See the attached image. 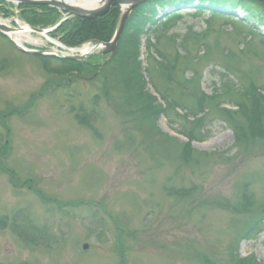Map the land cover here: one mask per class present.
Instances as JSON below:
<instances>
[{
    "label": "rangeland",
    "instance_id": "374dc122",
    "mask_svg": "<svg viewBox=\"0 0 264 264\" xmlns=\"http://www.w3.org/2000/svg\"><path fill=\"white\" fill-rule=\"evenodd\" d=\"M29 9L0 3V17L27 22ZM196 10L183 5L159 37L131 33L108 59L93 50L77 74L0 35V264H264V120L238 142L222 112L252 87L264 95V31L241 11ZM107 15L113 37L121 10ZM59 27L24 46L71 55ZM149 96L175 102L155 116Z\"/></svg>",
    "mask_w": 264,
    "mask_h": 264
},
{
    "label": "trees",
    "instance_id": "16d2710c",
    "mask_svg": "<svg viewBox=\"0 0 264 264\" xmlns=\"http://www.w3.org/2000/svg\"><path fill=\"white\" fill-rule=\"evenodd\" d=\"M190 4H194V6L197 7L198 10H196V12L202 13L204 12L202 8H205L209 11L207 13H209L211 16H220L223 18H229L230 20H232V18H230L228 15L235 14L236 11H241L243 14L241 22L243 24L248 25V27L252 30L253 28L251 27V25L258 27L260 26L264 31V0H147L144 3L140 4L127 19L124 25V30L118 41L117 53L120 49H122L125 41H128V37L131 38V33L132 38H134V32H138L139 35L145 34L147 40L151 36L159 37L160 35H162V33L164 32L163 30H165V25L168 22L174 20V18L179 13L178 11H181L182 6ZM30 9L33 18L31 20H25L31 26H49L58 20V13L56 10L45 7H31ZM39 10H42L43 13L38 14L36 11ZM169 13L172 14L169 15ZM22 15L25 14L22 13ZM24 18L26 17L24 16ZM111 20L112 19L109 18V15L91 21L70 19L63 23L56 30V33H58V38L60 41L64 42V44L72 48L77 47L82 43L90 40L107 42L112 37L113 24ZM146 21L147 23H149L148 27ZM249 23H251L250 26ZM261 37L264 39V35H261ZM130 41H132V39H130ZM136 43L138 42H135V44ZM160 57L163 58L162 54H160ZM90 58L88 59L86 64L69 60L63 61L68 65V67H71L70 71L77 74L81 72L83 68L85 69L86 65L88 63H91V60L96 57H94L93 59ZM164 64V62H161L159 63V66H161V70L167 71L168 67H165ZM164 79L173 86V88H171L172 90L178 89L181 95L188 93V86H186L185 83L190 85V81H185L184 83L177 82L169 72H167L166 76H164ZM223 91L225 92L227 90L223 88ZM259 91L252 87V89L249 90L247 94H243V96H245L244 102L241 104H237L235 106V111L231 112V110L229 109L222 110V112L226 115L227 120L232 125L233 134L235 135V139L238 142L244 140L247 135H250L249 137H251L253 140L260 136V133H262L263 124L261 120H264V95L261 91ZM201 96V98L196 100V106L199 109V112L187 113L186 115V119L188 118V121H190L189 123L191 125H194L195 128L199 126L202 127L203 118L201 117V115H203L205 109L203 105L208 99L206 98V95ZM154 99V97L152 99V97L149 96L148 102H146L143 106L144 108H147V110L145 109L146 111L155 116L157 115L159 110L160 115L163 114V109L165 108L166 110L167 107H169L168 105L171 106V104L175 102V100L170 101L167 100V98H165L164 96H160V100L164 104V107H159L158 109L157 107H153ZM261 103L263 104V106L261 105ZM154 108H156V110ZM151 110L154 112L152 113ZM239 115L243 117L246 116L249 119V123L246 122L247 125L245 128L240 126L241 124L238 123V121H236L235 119V117H238ZM258 222L261 223L260 220H258ZM258 222L256 225H258Z\"/></svg>",
    "mask_w": 264,
    "mask_h": 264
},
{
    "label": "water",
    "instance_id": "95a60500",
    "mask_svg": "<svg viewBox=\"0 0 264 264\" xmlns=\"http://www.w3.org/2000/svg\"><path fill=\"white\" fill-rule=\"evenodd\" d=\"M145 1L147 0H103L102 5L97 10H88L57 0H0V2L10 3L13 5L45 6L59 11V13L62 14V19L51 30H41L26 25L31 30V33H36L38 35H43V36H45V34H48L50 31L56 29L58 26H60L61 23H63L64 21L70 18H79L83 20H96L107 15L113 7H119L120 10L122 9L123 6L126 7L124 11L121 10V18L119 20L118 27L112 39L108 43H97V42L90 43L93 45L91 49L92 51L96 49L97 50L104 49L102 51V56L106 57L107 59L110 58L115 52L116 45L118 43L125 21L127 20L128 16L137 6L144 3ZM13 30H16V28H11L4 24H0V34L6 36L19 51H22L27 54L57 56L59 58L68 59L71 61L82 60L90 54V52L86 53L85 55L80 54L79 50H75V49L69 50L71 55H57V53H51V52L45 53L40 51L28 50L22 46L17 45L13 40H11L8 34L11 33ZM48 41L52 43L50 39H48ZM55 45L57 47L63 48L60 45L57 44Z\"/></svg>",
    "mask_w": 264,
    "mask_h": 264
},
{
    "label": "bare ground",
    "instance_id": "6f19581e",
    "mask_svg": "<svg viewBox=\"0 0 264 264\" xmlns=\"http://www.w3.org/2000/svg\"><path fill=\"white\" fill-rule=\"evenodd\" d=\"M57 1H61L79 8H83V9H88V10H97L101 5L103 0H57ZM47 8V7H45ZM52 9V8H49ZM126 7H122L121 10H125ZM17 21V19H16ZM0 24H5L9 26V21L7 20H3L0 17ZM18 27L16 30H13L11 33H9L8 35L10 36L11 40H13L17 45L19 46H23V44L29 43V44H44L40 39L36 40L33 39V37L30 35L31 34V30L26 26L23 25L21 22H17ZM92 47L88 45H83L80 47L79 53L80 54H86L91 52Z\"/></svg>",
    "mask_w": 264,
    "mask_h": 264
},
{
    "label": "flooded vegetation",
    "instance_id": "af4514ba",
    "mask_svg": "<svg viewBox=\"0 0 264 264\" xmlns=\"http://www.w3.org/2000/svg\"><path fill=\"white\" fill-rule=\"evenodd\" d=\"M29 11H31V9H29ZM36 12H38V11H36ZM38 14H40V13L38 12Z\"/></svg>",
    "mask_w": 264,
    "mask_h": 264
}]
</instances>
